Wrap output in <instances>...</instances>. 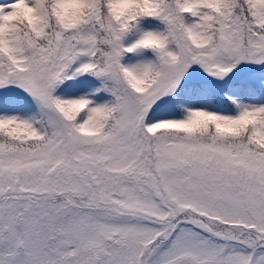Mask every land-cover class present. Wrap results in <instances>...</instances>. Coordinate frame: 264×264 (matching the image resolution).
Segmentation results:
<instances>
[{"label":"snow or ice","instance_id":"obj_1","mask_svg":"<svg viewBox=\"0 0 264 264\" xmlns=\"http://www.w3.org/2000/svg\"><path fill=\"white\" fill-rule=\"evenodd\" d=\"M0 264H264V0H0Z\"/></svg>","mask_w":264,"mask_h":264}]
</instances>
